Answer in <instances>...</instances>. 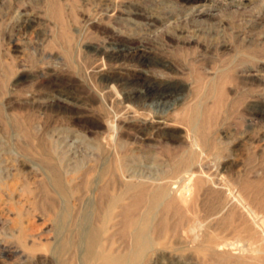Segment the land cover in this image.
I'll return each mask as SVG.
<instances>
[{
  "label": "rangeland",
  "instance_id": "374dc122",
  "mask_svg": "<svg viewBox=\"0 0 264 264\" xmlns=\"http://www.w3.org/2000/svg\"><path fill=\"white\" fill-rule=\"evenodd\" d=\"M66 1L75 5L68 17L71 43L57 40L62 29L49 12L50 0H0V264H101V260L86 261L89 235L95 228L101 230L99 248L119 256L118 264H264L253 258L247 260L251 255L246 250L245 238L241 239L245 236L237 231L245 216L248 218L245 214L259 213L264 205V114L252 117L249 110L255 95L257 107L264 113V0H246L247 4L241 7L223 4L225 0H212L218 4L213 9L214 18L203 17L199 25L189 24L196 25L191 27L192 33L200 32L203 42L214 46L216 65H232V75L224 84L223 100L224 107H231L233 116L222 129L226 136L222 137L220 126L217 130V136L222 137V159L230 157L229 163H234L230 171H222L229 190L221 192L217 187L208 190L205 185L185 205L163 204L153 220L150 232L153 244L139 256L133 254L135 242L129 222L146 210V202L138 201L140 187L147 193L163 185L172 191L186 181L181 180L183 173L163 171L152 163L151 168L136 170L135 174L81 172L80 166L88 163L81 151L94 145L105 134L106 127L94 128L95 132L85 130L73 123L72 117L78 108L90 116H100L104 109L127 112L128 104L122 96L129 88L122 85L119 91L111 90L114 97L106 92L109 88L103 86L97 72L107 64L91 49L95 38L83 28V15L93 12L104 0ZM164 42L160 38L151 39L144 46L153 53L172 54L173 47ZM221 43L229 48L222 50ZM125 65L140 81L149 76L162 80L175 75L140 64ZM178 92L173 95L176 100L183 96V92ZM165 98L168 97H149L143 101V107L147 113L167 114L170 110L167 104L174 98L169 97L171 101ZM64 100L74 103L70 111L64 108L65 103L61 104ZM178 130L182 134L183 129ZM53 167L58 169L66 190L55 185ZM212 174L203 177L209 180ZM131 182L138 188L128 191ZM246 183L253 186L245 187ZM114 195L121 199L106 219L104 215ZM262 242H257L263 251L255 253L256 257L264 258ZM219 250L226 259L219 258L223 254ZM127 255L132 258L129 262L125 260Z\"/></svg>",
  "mask_w": 264,
  "mask_h": 264
},
{
  "label": "bare ground",
  "instance_id": "6f19581e",
  "mask_svg": "<svg viewBox=\"0 0 264 264\" xmlns=\"http://www.w3.org/2000/svg\"><path fill=\"white\" fill-rule=\"evenodd\" d=\"M65 1L50 0V4L48 2L49 12L62 29L60 37L58 36L57 40L61 39L59 42L63 41L71 43L73 37L70 32V21H68V17L72 13L75 5L72 2L70 3L69 1ZM246 2V0H225L223 4L238 7ZM100 3L101 2H99V4ZM217 5L218 4L212 0H104V3L101 4V6L97 5V8H95L96 6L94 7V11L92 10L93 12H88L83 15V28L86 31L88 30L89 34L92 33L96 39V41L94 39L95 43L91 49L97 52L101 60L107 64L106 67H101L99 72H97L98 74L100 73V82L103 86L108 87L110 90H107L106 92L114 97V91L122 89H118L119 86H127L129 90L125 93L123 92L124 95L122 96V99L128 104L127 108H125L127 109L125 110L127 112L119 111V113H113V110L104 109L102 115L92 116V114L90 116L86 113V110L80 109V111L78 108L76 115L72 117L73 123L79 125L81 128H85V130H92L100 126L106 127V130L104 129L106 132L103 131L105 134L103 136L99 135L100 137L97 138L94 145H87L86 149L81 151L84 158L86 157V160H88L87 164L80 166L81 172H83L82 170H84V172L97 171L103 175H116L134 171L135 174L136 170L141 171V169L146 170L151 168V165L149 167V164L152 163L157 165V167L163 171H176L180 174L183 173L181 180L182 182L186 181V183H180L181 185L178 187L174 186V189L172 190L173 192L168 188L163 187V184V186L157 187L151 193H147L144 190V187H140L141 189L137 195L138 201L144 200L146 202V210L142 216L140 215L139 218H133L129 222L130 227L132 228L131 233L133 234L135 242V250L133 254L136 256H139L143 252L146 253L152 246L153 240L150 237V232L153 229V220L163 204V206H165V204L168 206L175 202H179V204L185 205L189 203L192 195L198 192V190L205 185L208 190H213V188L216 187L218 188L217 190H221V192L229 190L228 184L225 182L227 179L224 181V172L222 171L227 169L230 171V169L233 168L234 163L232 161L229 163V160L231 159L230 157L222 159L221 138L226 136V134H224V130H222L223 127H225L227 121H229L233 116L231 107H224L223 100L224 84L226 79L232 75V65H227L228 63L224 66H218V64L216 65L213 61V57L215 55L213 53L214 46L209 44V42H203L204 40H202L203 38L201 39L200 32L197 31L199 34L192 33V29L194 28L191 29V27L195 24L192 26L189 25L191 22H196V25H199L200 20H202L203 17L209 18L215 16L213 9H215ZM159 38L166 43H170L169 47H173L172 54L168 51L153 53V50L151 51L145 48L144 42H149L151 39L157 40ZM112 43L116 44V46L114 45L115 47H112ZM228 48L229 46L227 44L221 43L222 50ZM162 49L163 48H161V50ZM125 64H140V66L144 65L156 69L159 68L163 71L167 70L168 72L175 73V75L171 74L162 80L157 79L158 77L156 78V76H149L140 81L133 73L132 75L128 72ZM251 64L252 63H250V65ZM158 71L160 72V70ZM249 74L255 75V73ZM159 77L161 76L159 75ZM246 77H248V75ZM111 90H114L113 93ZM92 91L94 90L92 89ZM178 91L183 92L182 97H179L180 94H178ZM175 92H178L177 94L179 99L177 100L173 97ZM118 93L116 94L118 95ZM153 96L168 97L165 99H170L172 96V98L175 99H173L174 102L170 99L171 103L167 104L170 108L167 114L161 115L158 114L159 112L149 113V111L147 113L145 107H143V101ZM60 101H62V99ZM69 101L66 102L64 100L63 103H61H65L64 108H67L66 110L68 111L72 109L71 105L74 104ZM160 104H164V101L162 103L160 102L159 105ZM257 106L258 103L256 102L254 95L249 106L252 117H258L264 114ZM159 109L161 108H158L157 110ZM95 110L96 109H94V111ZM99 110L101 111V109ZM154 117H156V119L158 117L159 120L155 121ZM219 126L221 127L220 130L223 131L222 137L217 136ZM11 129L13 130V128ZM178 129H183L182 134L178 132L180 131ZM228 129L231 130L230 128ZM95 130L97 129H94V132ZM239 146L242 145L239 144ZM69 147H71V145ZM227 161L228 163H226ZM77 165H75V167H77ZM70 167L71 165L69 168ZM206 173H213V178L209 179L210 181L203 177V174ZM214 173L216 174L215 177ZM139 174L140 172L138 175ZM52 175L55 185L62 190H66L61 175L56 167L52 168ZM173 177H175V175ZM163 179L166 180L165 178ZM51 184L53 183L51 182ZM244 185L245 187L253 186V184L249 183ZM137 188V184H133L132 182L127 185L128 191H132ZM104 191L105 189L103 192ZM172 194H174V197H172ZM170 197H172V199ZM120 199L121 196L118 195L110 197V200L108 199L109 204L104 215L106 219L111 216L113 208L118 204ZM134 199L135 198H133V200ZM229 201L230 199L228 202ZM127 210L129 211V209ZM123 211L125 212V210ZM256 212L253 211L245 214L248 218L246 220L245 216V222H243L244 224L238 226L237 231L239 235L245 236L243 238L241 237V239L245 238L247 245L246 250L249 255H251V257L249 256L247 260L253 258L252 260L262 263L264 262V258L261 256L256 257L254 255L255 253H261L263 251L259 248L260 246L258 247L257 242L259 240L264 242V205H262V209L259 213ZM128 215H130V213ZM230 218H228L229 221L231 220ZM100 231L101 230L99 228H95L89 235L87 251L85 253L86 261L90 263L96 260H101V264H118V260L120 259L119 256L117 257L112 251L99 248L101 245ZM238 234L236 233L235 235ZM209 237H207L208 240ZM199 242H201L200 239ZM66 246L67 245L65 244L64 247ZM236 249H238V247ZM220 252L223 253L222 251ZM214 256L216 257L215 254ZM219 258L226 259L227 256L223 253L222 257ZM131 259L130 255H127L125 258L127 262L131 261ZM242 261H246V259H243Z\"/></svg>",
  "mask_w": 264,
  "mask_h": 264
}]
</instances>
